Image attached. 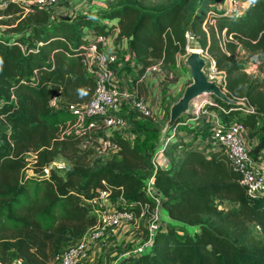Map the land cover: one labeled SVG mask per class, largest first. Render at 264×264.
<instances>
[{
  "label": "trees",
  "instance_id": "obj_1",
  "mask_svg": "<svg viewBox=\"0 0 264 264\" xmlns=\"http://www.w3.org/2000/svg\"><path fill=\"white\" fill-rule=\"evenodd\" d=\"M224 1L171 0L158 5L154 0H122L109 9L62 20L40 7L26 12L10 2L0 8V26L9 27L0 31L4 263L56 264L65 248L96 226L91 201L100 191L110 192L120 210L138 214L143 203L155 208L145 188V180L154 177L167 221L150 253L121 264H264V195L247 193L223 149L212 148L208 156L207 148L174 141L167 151L171 168L154 171L153 149L114 136L119 153L89 166L90 151L80 146L91 133L88 124L100 121L91 119L69 131L77 117L50 105L54 98L62 107L92 100L96 82L82 57L100 35L118 30V40L127 41L130 60L126 62L123 53L116 71L131 61L137 65L136 81L159 63L173 73L180 56L199 49L223 73L228 95L242 103L227 106L214 99L209 109L226 108L224 120L235 119L251 131L257 143L250 146V154L256 159L264 151V0H247L249 7L239 17L217 10ZM116 19L117 24H109ZM250 63L258 65L257 75L248 73ZM29 155L35 158L32 168ZM58 158L67 162L64 174L52 167ZM45 169L49 173L41 177ZM187 227L195 230L191 233Z\"/></svg>",
  "mask_w": 264,
  "mask_h": 264
},
{
  "label": "built area",
  "instance_id": "obj_2",
  "mask_svg": "<svg viewBox=\"0 0 264 264\" xmlns=\"http://www.w3.org/2000/svg\"><path fill=\"white\" fill-rule=\"evenodd\" d=\"M10 2L15 3L26 12H29L32 7L49 10L58 4V0H0V8L6 7ZM224 6L225 10L223 13L226 16L239 17L249 7V1L225 0ZM117 22L118 20L116 19L112 20L109 24L113 25L117 24ZM117 37L118 34L116 35ZM187 38L188 40L194 39L190 33L187 34ZM122 52H125L123 47L117 46L115 43L111 45L109 36L100 35L96 37V42L85 49L82 57L84 66L96 82V89L92 100L88 103L65 104V107H62L58 100L54 98L50 104L54 110L64 108L75 115L77 117L76 124H78L79 128L87 125L91 119L101 121L104 135L99 139L97 151L101 156L106 157L105 161L120 151L119 145L113 141V136L109 132L118 130L125 125V120L118 117V113L122 104L128 101L129 94L117 87L118 72L116 71V65L122 60V55H120ZM129 60L130 56L127 55L125 61L128 62ZM212 105L214 103L208 101L204 96L192 102L186 119L179 122L176 128L170 131L166 138H163V143L154 150L151 158L153 170H169L171 168V160L167 155L168 146L171 142L180 141L177 137L180 127H186L191 131H195L198 129V122L208 116L209 118H213L214 123L211 136L209 139L208 136L206 137L208 141L205 143L214 146L212 147L213 149L224 150L230 167L240 174L242 178L241 184L250 196L264 195V168L256 164L255 159L250 154V146L247 139L243 136V132L247 128L235 119L224 120L223 117L227 114V109L216 105L215 110H210L209 107ZM133 106L145 117L152 115L151 108L136 96L133 100ZM98 127L99 125L96 120L88 124V130L90 131L98 129ZM206 154L209 156L210 152ZM45 171L49 173L48 169H45ZM145 188L149 199L156 202V207L152 208L149 203L140 204V212L138 214L120 210L119 206L111 200L110 192L100 191L97 197L91 201L98 218L96 226L90 229L75 245L65 248L57 257L56 264H82L89 259L93 245H97V247L104 246L106 231L119 228L125 223L135 222L137 219L143 220L147 224L149 241L143 252L150 253L154 237L164 226L161 219L163 208L161 207L162 197L157 191L154 177L145 180ZM168 223L173 226H181L172 221ZM187 229L191 233L195 230L190 227H187ZM0 264H6L2 261L1 257ZM11 264L18 263L16 261Z\"/></svg>",
  "mask_w": 264,
  "mask_h": 264
},
{
  "label": "rangeland",
  "instance_id": "obj_3",
  "mask_svg": "<svg viewBox=\"0 0 264 264\" xmlns=\"http://www.w3.org/2000/svg\"><path fill=\"white\" fill-rule=\"evenodd\" d=\"M73 0H58L57 6H55L53 9H49L51 13H53L57 9H64L65 13H75L77 4L74 2H71ZM85 5L89 4V6H96V7H104L105 9H109L110 7H113L118 2L122 0H81ZM171 0H154V2L158 5H165L169 3ZM151 1L150 3H152ZM224 3V2H222ZM148 4V2H147ZM9 27L5 25L0 26V31L4 32ZM113 39V36H112ZM189 41H192L191 39ZM120 45V44H119ZM124 48V47H123ZM123 55V52L120 54ZM187 56H180L178 58L177 67L175 68V71L171 73V76L165 77L161 72H158L155 76L156 80L160 84V87H163V90L161 92V104H160V110L150 116L145 117L142 115V113L137 110L133 106V100L135 99V96L142 100L144 103L151 105V101L154 100L155 90L151 86V82H145L144 85H142L140 82L136 88L134 86V91H132L131 87L129 86V82L125 81L123 84L124 92L129 94L128 101H125L122 104V107L120 109V112L118 115L122 116L125 120V125L114 131H108L110 135L114 136H126L130 139V141L134 144L139 145H146L149 149H153L152 152L157 148V146L161 145L163 143V131L165 129V126L167 122L169 121L170 111L168 114V109H171V106L173 105V101L178 99V94H174L171 97L168 95V92L170 91L166 86L170 85L172 88V85H176L178 88L183 89L185 85L191 84L192 79L190 77L188 69L184 65V61ZM207 59L208 65L206 68V72L210 79L218 81L220 85H223V73L217 72L215 70V65L211 61V58L208 56H204ZM119 73V69L117 70ZM169 72V71H168ZM122 73H124L122 71ZM248 73L251 75H256L257 68L254 67L253 64H248ZM135 81V79H134ZM143 93V94H142ZM147 94V95H146ZM182 96V95H181ZM180 96V97H181ZM208 101H211L214 103L215 99L213 96H204ZM178 101V100H176ZM99 127L98 129L92 130L91 133L86 136L87 138L82 140V144L80 146L81 150L90 151V155L87 158V165L94 166L96 163H99V161H105L106 157L101 156L98 151L97 147L99 145L98 139H101V137L104 135V130L101 125V121L98 123ZM79 128L78 124L72 126L69 131H76ZM141 129H144L148 132L141 133ZM107 132V133H108ZM181 136L178 134L177 137L181 139L183 137L186 131H180ZM187 134V133H186ZM251 134V132H250ZM250 139L251 135H249ZM256 140V139H255ZM257 143V140H256ZM254 158V156H253ZM34 155H29L28 160L30 163V168L33 167L34 164ZM255 159V158H254ZM55 169L58 170L59 173L64 174V169L67 166V162L62 159L58 158L55 163L52 165ZM29 174H32L33 171L29 170ZM119 206V205H118ZM167 214H162L161 219L162 223H166L167 221ZM147 224L143 220L137 219L135 222L132 223H125L121 225L119 228L112 229L106 231L105 235V245L106 247L104 249H101V254L108 253V249L110 246V242L115 240L114 244V256L115 260L120 258L122 255H132L135 250L144 251L146 246L148 245L149 241V235L147 232ZM258 231V230H257ZM111 232H115L114 236H110ZM259 233V232H257ZM110 237V240L107 239V237ZM119 236V237H117ZM122 238V240H119L118 243L117 239ZM118 243V244H117ZM109 255V254H108ZM110 256V255H109ZM111 257V256H110ZM93 258V257H92ZM124 258V257H123ZM111 259V258H110ZM112 261V259H111ZM121 264V262H120Z\"/></svg>",
  "mask_w": 264,
  "mask_h": 264
},
{
  "label": "crops",
  "instance_id": "obj_4",
  "mask_svg": "<svg viewBox=\"0 0 264 264\" xmlns=\"http://www.w3.org/2000/svg\"><path fill=\"white\" fill-rule=\"evenodd\" d=\"M71 2H74L75 4H77V7H76L77 10L75 13L68 14V13H65L64 9L60 8V9L55 10L53 13H51L52 18L62 20V19H68L75 14H82L85 12H91V11H96V10L97 11L98 10H106L104 7L89 6V4L85 5L81 0H73ZM216 8H217V10L223 12L225 10L224 3L216 5ZM117 34H118V30H116L113 34L109 35L111 45H113L115 43V45H117V46L124 47L126 54L131 56L130 53L128 52V49H129L128 43H126L125 40H118L116 38ZM112 36H113V39H112ZM126 49H127V51H126ZM250 64H253V63H250ZM253 65H254V67L257 68V73H256V75H257L258 74V65L257 64H253ZM136 68H137V65L134 63H131V61H130V63H127L126 66L122 65V67L119 69V73H117V87L119 89H121L122 91H124L123 84L125 83V81L127 79V81L129 82V86L131 87L132 91H134V88H135L134 86H136V88H137L139 82L142 85H144L145 82L147 84V82L150 81L151 86L153 87V89L155 90L156 93L154 95V97H155L154 100L151 101V105H148V104L147 105L151 108L152 115H154L160 110L159 109L160 104H161V102H160L161 101V95L160 94L163 90V87L162 88L160 87V84L156 80L155 76L158 72H161V73H164L163 75L165 77H169V76H171L172 72H170V71L168 72V70L163 68L159 63L158 65L151 67L147 71V73L143 77H141V79L139 81H136V79L138 77L137 72H136V70H137ZM155 68H157V70H155ZM122 71L124 73H122ZM134 79H135V81H134ZM166 87L170 90L168 92V95L171 97L174 94H178V96L182 95L187 86L185 85V87L183 89L178 88L176 85H172V88L170 87V85H167ZM187 116H188V114L186 116H184L179 122L184 121ZM213 123H214L213 118H211V117L209 118L207 116V118H203L202 120H200L198 122V124H197L198 129L195 131H191L190 129H188L186 127H180L178 129V133L180 136H181L180 131H186V132H185V134H183L184 136L181 137V139H179V140L181 142H183L184 144H186L188 148H207V152H211L212 151L211 149L214 146H212L209 143H205V142L208 141V139L211 136ZM250 132L251 131L247 129L245 132H243V136L247 139L249 146H254V145H256V140L250 139V137H249V135H251ZM207 136H208V139L206 138ZM162 138H163V136H162ZM255 162H256V164H258L259 166L264 168V151H263V153H260L257 156V158L255 159ZM163 214L168 215V213L164 209H163ZM114 235H115V232L110 233V236H114ZM117 237H119V236H117ZM107 239L110 240V237L108 236ZM117 240H118L117 242L119 243L120 242L119 240H122V238L121 239L118 238ZM114 242H115V240L110 242L108 253H105V254H101V251H100L101 249H104L106 247L105 242H104L103 247L102 246L97 247V245H93L91 248V252H90L91 254H90L89 259L84 261L82 264H120V262L123 259L139 255L140 253L143 252L142 250L139 252L137 250H135L132 255H128V254L122 255V256H120V258L115 260V256H114L115 252L113 251L114 250L113 248L115 246ZM110 258L112 259V261ZM17 263L22 264L21 261H17Z\"/></svg>",
  "mask_w": 264,
  "mask_h": 264
},
{
  "label": "water",
  "instance_id": "obj_5",
  "mask_svg": "<svg viewBox=\"0 0 264 264\" xmlns=\"http://www.w3.org/2000/svg\"><path fill=\"white\" fill-rule=\"evenodd\" d=\"M184 65L189 71L192 83L185 88L182 96L171 106L169 121L163 131V138H166L170 131L176 128L179 121L189 114L191 104L197 98L213 96L227 106H239L242 104L230 97L218 81L210 79L206 72L208 62L202 55V51L190 49ZM47 175L46 171L40 174L41 177Z\"/></svg>",
  "mask_w": 264,
  "mask_h": 264
},
{
  "label": "bare ground",
  "instance_id": "obj_6",
  "mask_svg": "<svg viewBox=\"0 0 264 264\" xmlns=\"http://www.w3.org/2000/svg\"><path fill=\"white\" fill-rule=\"evenodd\" d=\"M198 52V51H197Z\"/></svg>",
  "mask_w": 264,
  "mask_h": 264
}]
</instances>
